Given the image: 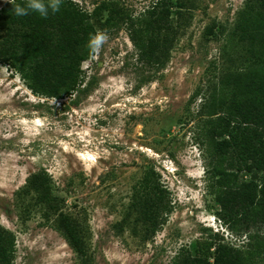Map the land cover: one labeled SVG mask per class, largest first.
<instances>
[{
	"label": "rangeland",
	"instance_id": "374dc122",
	"mask_svg": "<svg viewBox=\"0 0 264 264\" xmlns=\"http://www.w3.org/2000/svg\"><path fill=\"white\" fill-rule=\"evenodd\" d=\"M73 1L90 13L101 0ZM119 1L137 17L150 0ZM192 2L190 24L161 69L137 62L127 23H100L99 44L81 64L89 86L74 101L34 96L0 62V232L14 237L12 264H80L58 229L61 216L76 226L90 264H172L177 255L213 264L215 247L205 244L215 234L247 250L245 233L219 219L222 231L208 228L219 207L204 195L211 160L200 141L201 108L220 95L225 73L248 64L243 46L227 43L244 0ZM152 169L171 208L154 234L140 207ZM36 174L49 181L53 209L31 188Z\"/></svg>",
	"mask_w": 264,
	"mask_h": 264
},
{
	"label": "trees",
	"instance_id": "16d2710c",
	"mask_svg": "<svg viewBox=\"0 0 264 264\" xmlns=\"http://www.w3.org/2000/svg\"><path fill=\"white\" fill-rule=\"evenodd\" d=\"M24 4L25 0H8L0 7V62L15 70L34 96L56 100L73 96L71 101L89 86L81 64L95 51L90 41L97 37L100 23L108 29L118 27L120 21L127 23L137 62L161 69L177 37L190 24L193 9L192 0H150L133 17L119 0H101L90 13L73 0H62L59 11H50L47 17L33 12L16 15V6ZM104 11L108 14L101 22ZM213 28H207L206 36ZM227 43L241 44L248 64L225 73L220 95L201 108L205 118L200 141L210 150L208 191L219 207L216 215L232 230L245 233L248 247L236 248L218 234L205 247H215L213 264H264V244L258 242L259 231L264 230V0H244ZM244 172L250 173L248 179ZM48 182L41 174L29 181L40 201L53 209L56 197L51 196ZM142 182L141 219L154 234L162 224L159 213L167 214L171 208L163 204L166 193L153 169ZM59 220L58 229L80 264H90L74 223L66 216ZM13 254L14 237L0 232V264H12ZM189 260L192 263L177 255L172 264Z\"/></svg>",
	"mask_w": 264,
	"mask_h": 264
},
{
	"label": "clouds",
	"instance_id": "9594fccd",
	"mask_svg": "<svg viewBox=\"0 0 264 264\" xmlns=\"http://www.w3.org/2000/svg\"><path fill=\"white\" fill-rule=\"evenodd\" d=\"M62 5V0H25V4L17 5L15 8V13L18 16H26L30 12L38 13L42 17H47L49 15V12L55 13L59 11L60 7ZM100 38H94L90 41V47H95L99 44ZM131 56V54H129ZM205 183V181H204ZM204 195L208 196V190H207V184L205 183L203 186ZM218 218H216L214 215L211 217V219L208 221V228L214 230V232L219 233L222 229V226L217 223ZM222 231V230H221Z\"/></svg>",
	"mask_w": 264,
	"mask_h": 264
}]
</instances>
